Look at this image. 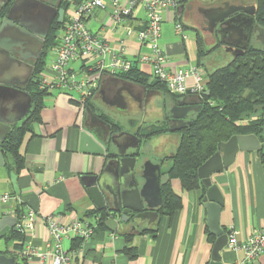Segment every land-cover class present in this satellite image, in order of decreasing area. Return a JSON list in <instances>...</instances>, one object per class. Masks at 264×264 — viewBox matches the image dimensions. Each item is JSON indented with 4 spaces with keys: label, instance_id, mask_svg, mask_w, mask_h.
Returning a JSON list of instances; mask_svg holds the SVG:
<instances>
[{
    "label": "crops",
    "instance_id": "0c3cea01",
    "mask_svg": "<svg viewBox=\"0 0 264 264\" xmlns=\"http://www.w3.org/2000/svg\"><path fill=\"white\" fill-rule=\"evenodd\" d=\"M204 1L206 0L193 1L180 10V20L184 29L192 31L194 39H187L181 43L179 39L172 38L171 31L166 34L163 26L160 44L170 55V65L179 71L198 65V34L203 39L204 50L208 53L203 59L205 69L214 70L221 67L219 64L221 61L229 59L227 63L229 64L233 60L231 52L227 51L225 45L219 41L216 42L197 21V9L203 7ZM5 2L6 0H0V10ZM237 2L251 6L257 0H238ZM138 15L140 20H133L131 23L134 27H140L145 22L141 10ZM169 24L173 26L172 23ZM93 27L99 31L97 24ZM107 33L108 31H99L102 36H106ZM172 34L176 35L174 26ZM61 36L62 29L61 34L58 35V41ZM116 37H110L112 44H115ZM218 44L220 48L214 50ZM127 46L129 57L133 58L138 51L135 41L128 40ZM144 50L146 49L143 48L142 51ZM52 51L53 62L56 49ZM46 66L47 64L45 68ZM6 67L3 65L2 70ZM134 68L147 76L151 72L150 65L146 64L137 63ZM0 76H6V74L1 72ZM25 77L23 76L21 80ZM2 79L14 81L8 77ZM114 79L120 80L113 77L105 78L100 90L91 100V107L96 113L107 116L111 122L121 126V132H125L124 126L114 122L109 112L120 116L136 110L145 118L144 120L128 119L127 124L130 128L126 131L136 136H140L139 134L149 127L166 124L165 114L166 111H170L173 103L162 90L154 92L142 104L136 102L125 90L121 94L120 101L121 96L118 94L120 86ZM192 84L193 80L190 79L188 85ZM21 89L23 92L30 93V81L21 86ZM19 99V104L14 98L10 102L11 119H19L17 123L23 121L29 114L20 119L23 114L21 103L25 102V97ZM156 99L161 102L156 104ZM132 103L136 109L132 107ZM40 117L41 122L31 125V131L25 134L20 145L19 154L23 164L19 171L15 173L12 170L13 161L10 157L7 159L9 165L0 167V194H15L19 200L15 209L21 208L23 211L35 212L38 218L36 236L31 238L27 233L24 236L22 249L31 241L38 251L43 252L47 241L50 240L46 228L48 220L69 224L75 219H81L85 223H92L91 214L95 211L100 212L88 191L94 178L102 175L106 158L79 151L80 133L84 129L97 127L90 121L86 111H81L74 97L57 91L47 92L43 97ZM179 142L180 136L170 132L147 140L141 139L137 153L141 156V147L149 144L153 152L143 160L162 164L161 171L166 174L172 166L170 158L175 155ZM170 147H174V150L170 151ZM145 150H148V147H145ZM12 173L17 176L19 194L14 190ZM212 179L224 197L220 226L226 233L238 232L239 244H243L255 232L264 230V161L260 152L238 154L235 163L227 171L213 175ZM170 186L181 198V207L175 213L171 216L161 215L153 227L148 226L146 229H134L131 225L121 227L115 217L108 216L104 226L96 225V232L89 241L73 239L71 243H65V247L70 250L72 263L210 264L214 243L209 236L210 231L207 232L209 229L207 210L202 201L203 189L186 192L179 179L170 180ZM108 198L111 201L109 196ZM11 211L12 205L1 204L0 218L9 215ZM76 242L80 243L79 246L75 245ZM9 244L11 246L3 251L6 252L5 255L8 257L15 253L19 255L21 250L15 249V243H6V245ZM127 247L136 248V258H129L125 253ZM221 256L223 264H234L244 258V253L241 250L232 251L226 247ZM26 264H36V262H26ZM254 264H264V255Z\"/></svg>",
    "mask_w": 264,
    "mask_h": 264
},
{
    "label": "water",
    "instance_id": "95a60500",
    "mask_svg": "<svg viewBox=\"0 0 264 264\" xmlns=\"http://www.w3.org/2000/svg\"><path fill=\"white\" fill-rule=\"evenodd\" d=\"M57 0H6L5 14L0 22V73L14 81L0 80V145L6 140L12 126L19 119H11L10 102L14 98L17 104L21 97L23 119L31 110V97L23 92L21 86L31 82L34 67L30 59L37 60L44 51L45 41L57 18L64 20L65 10H57L53 3ZM182 7L181 9H183ZM0 10V12L2 11ZM215 11L218 15L211 21L212 30L221 34V43L231 52L233 60L243 55L250 43L259 44L264 50V28L256 23L257 3L251 6H225ZM7 67L2 70V66ZM26 76L23 80L21 78ZM122 92L128 94L139 104L150 97L155 90L124 79H114ZM104 81L102 82V84ZM140 88V89H139ZM202 95L188 94L176 99L169 111V130L179 132L191 124L192 114L201 110ZM91 122L107 125L109 134L104 135L100 128L84 129L79 137V151L106 158V166L100 177H95L88 191L99 211H106L109 217L122 226L138 229L140 223L153 227L160 218L159 210L163 206L162 187L170 182L168 173L161 171L162 164L150 160L139 163V156L131 151L140 145L138 136L120 132L112 134L111 125L100 119L91 108L86 109ZM262 145L255 135L233 136L229 141L218 145L217 153L199 169L198 177L202 183V201L207 210V227L216 237L212 249L210 264H223L222 251L228 245V233L220 226V214L224 197L220 188L213 183V175L227 171L240 153L260 152ZM137 151V150H136ZM5 152L0 149V167L5 164ZM14 190L19 194L17 176L11 175ZM108 196L111 198H108ZM17 218L5 215L0 218V239L10 232H16ZM0 264H17V257L0 254Z\"/></svg>",
    "mask_w": 264,
    "mask_h": 264
},
{
    "label": "built area",
    "instance_id": "2783aa9c",
    "mask_svg": "<svg viewBox=\"0 0 264 264\" xmlns=\"http://www.w3.org/2000/svg\"><path fill=\"white\" fill-rule=\"evenodd\" d=\"M192 0H66L62 36L56 47L55 59L39 76V89L45 92L66 93L78 102L82 112L95 97L107 77L120 78L134 69L137 63L150 65L149 81L166 85L172 95H202L206 91L207 70L202 66H191L179 71L170 65V55L162 47L163 26L169 21L176 35L184 42V26L180 10ZM142 11L145 22L140 27L131 23L139 19ZM108 31V36L99 34ZM119 35V36H118ZM116 37L112 44L110 37ZM128 40H134L137 53L129 57ZM147 51H142V49ZM77 65V67H76ZM192 79L193 84L188 85ZM18 197L13 193L0 194V205H12L9 215L17 218L16 232L30 237L36 236L38 218L34 211L17 213ZM14 207V209H13ZM14 214V215H13ZM92 223L75 219L69 224L47 221L50 240L43 252L29 241L19 256L28 263L73 264L70 250L65 243L73 239L89 241L96 232L100 217ZM227 247L242 251L244 258L234 264H254L264 255V230L252 234L239 244L238 232L228 233Z\"/></svg>",
    "mask_w": 264,
    "mask_h": 264
},
{
    "label": "trees",
    "instance_id": "16d2710c",
    "mask_svg": "<svg viewBox=\"0 0 264 264\" xmlns=\"http://www.w3.org/2000/svg\"><path fill=\"white\" fill-rule=\"evenodd\" d=\"M256 23L264 28V0H257ZM7 5L0 12V22L5 14ZM67 3H64V10ZM64 20L58 23L57 19L52 24L45 41V47L41 59L35 64L32 80L30 82L31 110L27 117L12 126L6 140L0 145L5 152V164H8V157L13 161L12 170L16 173L22 167L23 160L19 154L20 145L25 134L31 131V125L41 122L40 113L43 108V97L47 92L39 89V76L45 69L46 58L52 50L58 46V31L63 29ZM199 48V62L197 66L204 67L203 59L208 54L204 50V43L201 36L197 38ZM220 48L219 44L216 49ZM207 69V68H206ZM206 91L210 92L209 97H203L202 108L191 117V124L179 132V146L175 155L170 158L172 166L168 172L169 179H179L183 189L191 192L202 188L198 177V169L218 151V145L229 141L233 136L255 135L261 142L260 154L264 161V50L259 44L250 43L243 55L237 56L229 64L214 70L207 69ZM136 84L146 86L149 90H162L172 103L183 96L172 95L168 92L165 84L159 81H149L147 75H143L137 68L128 74L120 77ZM205 91V92H206ZM91 107V104L88 105ZM166 124L152 126L142 131L140 142L154 136L169 133V112L165 114ZM114 132H121V126H114ZM172 133V132H170ZM135 155H138L136 152ZM163 206L158 211L161 215H172L181 207V198L177 196L170 182L162 187ZM23 210L18 208L17 213ZM100 217L99 224L104 226L108 217L106 211H95L91 217ZM209 232V230H207ZM210 238L215 243L216 237L209 232ZM6 243L14 242L15 249L22 250L24 235L18 232H10L3 237ZM129 241V239H128ZM79 242L75 245L79 246ZM125 253L130 259L137 256L136 248L127 247ZM6 254V252H0ZM17 257V264H26L17 253L11 257Z\"/></svg>",
    "mask_w": 264,
    "mask_h": 264
},
{
    "label": "flooded vegetation",
    "instance_id": "af4514ba",
    "mask_svg": "<svg viewBox=\"0 0 264 264\" xmlns=\"http://www.w3.org/2000/svg\"><path fill=\"white\" fill-rule=\"evenodd\" d=\"M237 1L238 0H206V1L202 2V6L203 7H198V9H197V12H198L197 21H199V23L201 24L202 29L207 34H209L216 42H218V41L221 42V34H219L217 32V30H212V26H211L210 23L215 17L218 16L215 13V11H213V10H216V9H219V8H225V6H227V5L228 6L229 5L230 6H239V5H241ZM65 2H66V0H57L56 2L53 3V6L56 7L57 10L64 9V3ZM42 54H43V52L40 54L39 58L36 61L33 60V59H30L29 62L33 65V67L41 59ZM89 108H91L93 110V112L100 119H102L107 124L111 125L112 134L116 133L113 130L114 126H116L115 123L111 122V120L107 116L96 113L95 110L92 107H89ZM89 119H90V117H89ZM90 121H91V119H90ZM95 126L100 128L104 135H108L109 134L107 125L96 124ZM148 226L149 225H147V223H140L139 226H137V227H138V229H146Z\"/></svg>",
    "mask_w": 264,
    "mask_h": 264
},
{
    "label": "rangeland",
    "instance_id": "374dc122",
    "mask_svg": "<svg viewBox=\"0 0 264 264\" xmlns=\"http://www.w3.org/2000/svg\"><path fill=\"white\" fill-rule=\"evenodd\" d=\"M194 1H199V0H194ZM191 2H193V0L191 1ZM191 2H189V3H191ZM164 27H165V33L166 34H168V31H171V35H172V38H174V39H179V41L181 42V43H183V41H182V37L181 36H176V35H173L172 34V29H173V26L171 25V24H169V23H165L164 24ZM169 28H170V30H169ZM61 34V30H59L58 31V35H60ZM184 34H185V36H187V39L188 40H191V39H194V33L192 32V31H186L185 29H184ZM109 35V33H107L106 34V36H108ZM186 39V40H187ZM185 40V41H186ZM184 41V42H185ZM144 51H147V50H144ZM52 58H53V51H51V52H49V54H48V56H47V58H46V64H47V68L50 66V64H51V62H52ZM229 60V59H228ZM228 60H226V61H221L219 64H220V66H224L225 64H227L228 63ZM76 67H77V65H76ZM3 77H6V76H0V80H2V78ZM140 89V88H139ZM161 102V100H159V99H156L155 100V103L157 104H159ZM132 105V107H134L135 109H136V106L135 105H133V103L131 104ZM109 114H110V116L113 118V121L114 122H118V123H120V124H122L123 126H124V130H129V125L127 124V120L128 119H133V118H135V119H137V120H144V118L145 117H143V115H141L139 112H137L136 110H132L131 112H126L125 113V115L123 114V115H120V116H118L116 113L114 114L113 112H109ZM125 131V132H126ZM145 147H148V150H145ZM139 148V147H138ZM138 148H136V149H132L131 151H133V152H137L138 151ZM137 150V151H136ZM141 152H142V154H141V156H139V157H141L140 159H139V163L140 164H143L144 162H145V160H143L145 157H147V156H150L151 154H152V152H153V150H152V147H151V149L149 148V144H147V146H142L141 147ZM171 150H174V147H170V151ZM11 246V244H9V245H6V242H5V239H0V251L1 252H3V251H5L8 247H10Z\"/></svg>",
    "mask_w": 264,
    "mask_h": 264
}]
</instances>
